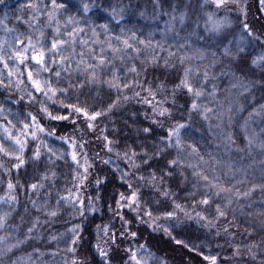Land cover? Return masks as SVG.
I'll use <instances>...</instances> for the list:
<instances>
[{"label":"trees","instance_id":"trees-1","mask_svg":"<svg viewBox=\"0 0 264 264\" xmlns=\"http://www.w3.org/2000/svg\"><path fill=\"white\" fill-rule=\"evenodd\" d=\"M29 2L30 0H0V40L7 39L11 42L21 33L23 34L21 39L27 35H32L33 39L36 38L34 30L45 24L46 16L34 13L27 7ZM83 2L90 6L95 4L96 7L87 14L79 13L72 6L79 5L81 0H69V11L62 13L59 18L61 24L64 23L67 15L80 20L79 26L84 31L80 34L78 41L87 39L89 45L81 47L78 42L76 50L83 51L90 63H95V60L89 55L88 48H95L96 54L100 53V45L93 43L91 29L95 27L96 31L101 33L100 39L105 40V34L96 27L104 23L109 24L115 35H121L120 29L123 28L125 37L135 32L138 40H149L154 48L159 43L161 47L155 50L159 62L156 65H146L147 71L142 72L140 77H132L128 74L129 79H138L143 85V89L140 87L134 89L140 95L134 96L133 91L125 90L123 94L129 97L127 101L121 100L120 105L110 114V117L99 120L95 131L85 129L83 139L86 143L81 151L88 157L91 167L84 186L73 187L68 165L63 161H57L54 166L58 173L55 184L45 182V187L35 192L29 185L36 182L39 177L34 176L31 162L19 170L12 168L11 163L8 164L11 168L10 172L0 169V197L8 196V181L16 185L11 194L17 197L14 204L7 199L0 201V215L8 213L7 224L0 227V237H6L0 241V264H68L76 258L68 251L72 247L69 239L71 229L76 225L80 226L78 255L88 256L93 264H104L95 252V244L99 239L97 225L103 226L110 223L114 225L112 231L118 232L121 224L117 215L118 211L127 219L133 220L130 230L136 231L139 236L138 242L131 240L130 237L117 240L110 249L102 243V247L109 250L113 264H128L126 249L131 247L135 251L140 245H146L155 257L160 258L159 264H209L204 259L209 255H215L218 264H260L261 259H264V148L260 146L264 143V70L253 66L251 60L264 53V2L239 0L246 9V16L242 15L237 5L232 3L229 9L217 11L211 4V0L207 5L205 0H160L159 5L156 0H83ZM43 3H48V0H43ZM109 4L125 8L124 19L119 25L111 21L103 10ZM141 12L144 13L143 16L140 15ZM181 12H187L185 23L173 24L171 16L178 17ZM211 12L217 13L216 18H223L227 14L233 20L232 26L226 27L220 33L207 31L206 14ZM33 15H39V22L32 19ZM245 23L250 26V35L243 28ZM208 27H211L210 23ZM54 28L55 24L44 28L46 40L54 35ZM7 29L14 31L9 32ZM67 31H71V28ZM241 34L246 36L244 42L239 41ZM138 40L137 47L143 49L144 46L140 45ZM225 47L232 51V56L224 55ZM239 48L244 50L241 52ZM169 51L175 53V56L170 58L174 67L164 65V59L168 58ZM104 54L112 59L110 50ZM152 54L150 50H145L139 57L133 56V60L139 64V61ZM182 55L191 57L190 66L194 70L200 69V74L194 75L193 79L197 84L203 83L205 95L197 102L202 107L211 109L207 113L208 120H204L199 112L191 113V126L186 133L182 130L186 146L195 145L200 156L207 163L197 158L190 159L194 163H200V170L210 179L214 176L218 177L226 188L231 189V192L225 195L231 196L232 203L226 205L225 201L216 199L215 202L221 203L227 213L225 218L216 219L214 205L197 204L195 201L201 198L199 193L195 197L188 195L192 191L191 184L194 181L190 175L191 170L182 169L189 177L188 181L182 182L183 178L178 171L174 178L169 180L166 177L165 187L173 190L176 201L183 204L192 216H195L196 212H202L212 221V224L208 225L206 221L197 222L196 219H186L183 213H178L180 221L175 227L162 219L158 221L161 227H154L147 216L141 215L137 218L133 211L117 208L119 193L127 195L129 192L128 180H121V173L122 171L130 172L132 169L128 161L117 157L116 151L108 152L104 147L101 130L106 129L103 134L115 142V149L121 153L127 147L140 151L141 144L150 146L158 136H164L166 127L161 128L153 124V119L158 117L154 116L150 106L143 102V98L148 96L144 89L149 86L155 89L163 80L166 81L168 91H171L173 83L182 76L183 68L188 66L179 64L178 57ZM201 55L202 58H198ZM78 60L79 56H76L75 61ZM9 63L14 67L11 61ZM125 63L131 62L126 60ZM114 64L120 69V75L123 78L125 72L121 62L115 60ZM30 66L31 64L28 65ZM71 67L75 68L76 63L72 62ZM2 68L3 65L0 64V69ZM205 70L208 71L209 78L203 82L202 76ZM21 71L26 73L27 68L21 66ZM33 71L35 72V68ZM62 75L67 74L62 73ZM107 78L109 77L105 74V79ZM13 79L16 78L13 77ZM77 79L78 74L72 72L73 82ZM28 84L25 76L24 85L21 87L26 88ZM97 91L105 99V94L111 91L112 98L115 99V90H109L105 85L93 86L90 90L86 89L85 93L94 95ZM20 95L23 93L15 88L9 91L0 88V106L11 109V114L7 112L0 114V123H5L4 117L7 116V119L16 124L17 113L32 111L35 114L39 102L45 101L41 94L34 93L36 100L32 102L31 107L28 106L27 96L24 103L16 104L15 101ZM69 97L71 99L66 100L65 103L76 102L71 90ZM84 98L85 95L82 94L80 99ZM163 98V94H158L153 103ZM191 99L190 95L180 92L176 104H172L169 100L166 106L172 108L173 115L171 120L165 121L166 126L175 120L188 123ZM59 107V105L52 106L49 102L50 111L54 114ZM21 118H23L22 115ZM73 120H76L75 125L72 123ZM41 122L49 130L56 131L58 135L76 136L77 139L80 138L78 130L84 129L83 120L75 116L60 122L41 118ZM20 127L17 124V128ZM143 128H151L152 132L143 133ZM229 136L231 140L228 139ZM249 139L252 140L251 146L248 143ZM44 140L54 150L69 151V146L55 137L45 136ZM38 145L39 141L35 143L30 141L29 154L31 149ZM158 159L160 163L163 162L162 158ZM139 162L137 160V163ZM149 166L155 168L156 161H150L149 165L142 166L139 170L140 174L147 176ZM43 170L42 166L41 171ZM97 178L101 181L99 185L95 184ZM132 183L134 187L141 188L142 200L147 201L149 197L159 198L153 189L143 185V182L136 180L135 177ZM67 190H71L74 194L79 193L86 205L88 201H92L96 211L88 212L85 209L81 217L75 215L74 210L62 201L60 214L56 217L49 216L47 209L55 208L56 201L61 196L67 195ZM200 191L204 189L201 187ZM33 201H36V205H33ZM148 206L155 207L152 203ZM29 229L32 231L30 232ZM217 232H219L218 235ZM253 245H258L252 248L257 253L255 258L248 255V249ZM235 246H240L242 253L240 256L234 255ZM9 248H11L10 251ZM140 255L143 256L144 253L141 252Z\"/></svg>","mask_w":264,"mask_h":264},{"label":"snow or ice","instance_id":"snow-or-ice-1","mask_svg":"<svg viewBox=\"0 0 264 264\" xmlns=\"http://www.w3.org/2000/svg\"><path fill=\"white\" fill-rule=\"evenodd\" d=\"M209 0H205L207 5ZM264 2V0H262ZM159 5L160 0H156ZM230 3L236 4L238 11L242 15H247L245 7L239 3V0H211V4L214 5L218 11L220 9H229ZM28 8L32 9L34 13L45 15L46 22L40 27L36 28V38L33 39L32 35L24 36L23 39L20 37L23 35H17L11 42L7 39L0 40V64L3 68L0 69V88L5 91H9L12 88L23 93L15 101L16 104L24 103L25 96L28 99V106L31 107L33 101L36 100L34 93L41 94L45 101L39 102L38 109L34 114L32 111L26 113H17L15 119L16 124L12 120L4 117L5 123H0V169H4L6 172H10L11 168L8 164L11 163L12 168L19 170L21 167L26 166L29 162L33 165V174L38 176L39 179L36 182L30 183V188L35 192L45 187V182L55 184V177L58 175L54 166L57 161H63L68 165L69 174L73 180V187L78 188L85 185V182L89 177V168L91 164L88 157L82 153L85 141L83 139L85 129H91L95 131L98 127L97 122L105 117H110V114L118 108L121 100L127 101L129 97L124 95L125 90L133 91L134 96H139L140 93L134 91L136 87L143 89V85L140 84L138 79H129L128 74L132 77H140L142 72L147 71L146 65H156L159 62V57L155 54L156 48L161 46L157 43L156 48L153 47L152 42L149 40H138L135 32H132L130 36L125 37L123 35L124 29L121 28V35H115L113 29L109 27L108 23L97 25L106 39L101 40V33L96 31L93 27L92 37L93 43L100 45V53L96 54L95 48H88V53L91 55L95 63H90L85 56L83 51L77 52L76 45L79 42L81 47L88 46L89 41L87 39H79L80 34L84 31L79 26L80 20L72 15H67L66 20L63 24L60 21V15L69 11V0H48V3H43V0H30L27 5ZM73 8L79 13L87 14L92 11V8L96 7L95 4L89 5L81 0L79 5H73ZM111 21H115L117 25L124 19L125 8L119 5L109 4V6L103 9ZM144 15L143 12L140 13ZM207 22L205 28L207 31L212 33H220L226 27H231L233 20L230 16L225 14L223 18H216L217 13H207ZM119 17V19H117ZM187 18V12H181L177 17L171 16L173 24L179 22L183 25ZM33 20L39 22V15H33ZM27 23V22H26ZM211 27H208V24ZM55 24L54 35L46 40V33L44 28L51 27ZM31 27V25H30ZM199 27V25H197ZM71 28V31H67ZM244 30L249 35L251 34L250 26L245 23L243 24ZM63 29V31H62ZM174 31V27H172ZM7 31H14L7 29ZM66 33V35H65ZM63 37V38H62ZM144 48L137 47L136 41ZM246 36L241 34L240 41L244 42ZM20 45V47H16ZM50 45V46H49ZM7 46V51H6ZM239 47V45H238ZM70 50V51H69ZM110 50L112 59L108 58L104 53ZM131 50V51H129ZM150 50L153 54L146 56L144 60L139 61L137 64L133 60V56L139 57L142 51ZM243 48H239V51H243ZM65 53H68L65 55ZM224 55L232 56V51L225 47ZM79 56V60L75 61V57ZM175 56V53L169 51L168 58L164 59V65L166 67H174L170 62V58ZM198 58H202V55ZM119 60L124 68L125 75L122 78L120 75V69L115 67L114 61ZM131 63H125V61ZM9 61L12 62L13 66H10ZM34 62V63H33ZM75 62L76 67L72 68L71 63ZM178 62L181 65H188L183 68V74L179 77L176 82L172 85V90L168 91L166 87V81H160L155 89L149 86L144 89L148 96L143 98V102L150 106L154 116L158 117L153 119V124L165 128L166 134L164 136H158L156 140H153L150 146L141 144L140 151L134 148L127 147L122 153L115 149V142L109 139L107 135H104V130H101V137L104 141V147L108 152L116 151L118 158L128 161L129 167L132 169L130 172L121 173V180H128L127 187L129 192L127 195L119 193V200L117 203L118 209L127 208L136 214L139 218L141 215L147 216L148 220L154 227H161L158 224L159 220H164L165 223H170L172 227H175L179 221L178 213H183L186 219H196L197 222L206 221L208 225L212 224V221L208 219L202 212H196L195 216H192L186 209L185 206L176 201L174 198L175 193L170 187H165L167 181L166 177L170 180L174 178L179 171V175L183 178L182 182L188 181L189 177L184 174L182 169L191 170L190 175L194 181L191 184V189L188 193L190 197H195L197 193L201 196L198 201H195L199 205L209 206L214 205L215 218H225V208L221 206V203H216V199H220L226 202V205H231L232 199L230 195H225L231 192V189L226 188L223 183L219 181L218 177H210L205 175L201 169L200 163L192 162L190 158H197L203 163L207 161L203 160L200 156L199 150L195 145H187L182 135V130L185 131L191 126L192 116L191 113L199 112L203 116L204 120H208L207 113L211 111L207 107H202L199 101L201 97L205 95L203 83L197 84L194 82V75L200 74V69L190 66L191 57L188 55H182L178 57ZM31 64L30 67L28 65ZM251 64L261 70H264V53L251 60ZM21 66L27 68L26 73L21 71ZM35 68V72L33 71ZM6 70V74H5ZM72 72L78 74L76 82L72 80ZM66 73L67 75H62ZM105 74L109 78L105 79ZM26 76L29 82L28 86L21 87L24 85V78ZM15 77L16 79H13ZM209 78L207 70L203 72L202 81L206 82ZM7 81V82H6ZM61 84H66V87H61ZM105 85L109 90H115V99L112 98L111 91L105 94L106 99L102 97L99 91L95 92L94 95H87L86 89H91L93 86ZM235 86V85H234ZM73 93L76 98L74 103H65L66 100L71 99L69 92ZM180 92H184L192 98L189 102V114L187 116L188 123L175 120L171 121L169 125H165V121L171 120L173 115L172 108L166 106L171 100L172 104L177 103V96ZM85 95L83 100L80 99L81 95ZM158 94H163V99L158 100L155 104L153 100ZM63 97V99H61ZM151 97L152 99H149ZM10 99V98H9ZM49 102L52 106L59 105L56 114L50 111ZM70 110V111H69ZM7 112L11 114V109H6L4 106H0V114ZM68 113V114H64ZM21 115L23 118H21ZM71 116H75L83 120L84 129H80V138L76 136L58 135L56 131L49 130L46 128L44 123L41 122V118L47 119L48 121H67ZM162 118V119H160ZM73 125L76 124V120L72 121ZM17 124L21 127L17 128ZM143 133L150 134L151 128H143ZM55 137L58 140L63 141L69 146V151L54 150L44 140V137ZM231 140V137H228ZM39 141V145L32 148L29 154V143ZM249 146L252 144V140L248 141ZM264 148V143L260 145ZM43 149V151H42ZM190 149V151H188ZM70 158V159H68ZM158 158H162L163 162L160 163ZM137 160L140 162L137 163ZM150 161H156V167L152 168L149 166L147 176L140 174L139 170L144 165H149ZM109 163L110 161H104ZM43 166V171L41 167ZM82 169V171H81ZM133 177L136 180L143 182V185L153 189L157 195V199L149 197L147 201L142 200V192L140 187H134L132 183ZM203 182V183H201ZM101 181L97 178L95 184L99 185ZM201 187L204 191H200ZM7 188L9 190L8 196L0 197V201L7 199V201L13 204L17 201V197L11 193L16 188V185L11 181L7 182ZM68 194L61 196L56 201V207L47 209V214L51 217H56L60 214L62 209L60 204L63 201L72 210L74 214L83 216L85 209L88 212H95L96 207L92 201H88L87 205L84 200L81 199L79 193H72L71 190H67ZM239 195V193H237ZM247 195V194H245ZM149 203L155 205L150 208ZM33 205H36V201H33ZM154 213H156L154 215ZM117 215L120 218V230L113 232L114 225L105 224L103 226L97 225V236L99 237L95 244V252L99 255L104 264H113L110 259L109 250H105L102 247V243L107 245L110 249L117 240L125 237H130L131 240H137L139 234L136 231L130 230V225L133 220L127 219L124 215H121L119 211ZM8 213L5 212L0 215V227L7 224ZM31 232L32 229H29ZM80 226L76 225L71 229L70 242L72 247L68 249L76 258L68 262V264H93V261L88 256H79L77 244L80 240L78 235ZM165 231H167L165 229ZM227 231V229H224ZM170 235V233H168ZM219 232H217V235ZM106 238V239H105ZM6 239V237H0V241ZM56 239V237H53ZM118 246V245H117ZM258 247L253 245L248 249V255L255 258L257 253L252 248ZM11 248H9V251ZM144 255L141 256L140 253ZM128 256V264H159L160 258L155 257L153 253L147 248L146 245H140L138 249L133 251L131 247L126 249ZM240 246H235L234 255L240 256ZM204 259L209 264H218L217 257L215 255L205 256ZM260 264H264V259H261Z\"/></svg>","mask_w":264,"mask_h":264},{"label":"rangeland","instance_id":"rangeland-1","mask_svg":"<svg viewBox=\"0 0 264 264\" xmlns=\"http://www.w3.org/2000/svg\"><path fill=\"white\" fill-rule=\"evenodd\" d=\"M239 41H240V39H239Z\"/></svg>","mask_w":264,"mask_h":264}]
</instances>
